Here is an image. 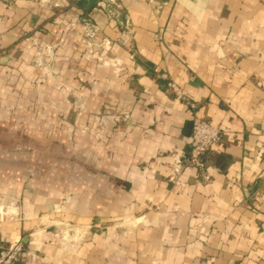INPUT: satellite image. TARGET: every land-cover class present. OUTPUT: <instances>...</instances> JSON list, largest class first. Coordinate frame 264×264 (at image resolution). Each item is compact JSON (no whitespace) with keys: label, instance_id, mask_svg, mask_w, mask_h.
Segmentation results:
<instances>
[{"label":"crops","instance_id":"1","mask_svg":"<svg viewBox=\"0 0 264 264\" xmlns=\"http://www.w3.org/2000/svg\"><path fill=\"white\" fill-rule=\"evenodd\" d=\"M195 117L224 133L200 167ZM0 242L264 264V0H0Z\"/></svg>","mask_w":264,"mask_h":264},{"label":"built area","instance_id":"2","mask_svg":"<svg viewBox=\"0 0 264 264\" xmlns=\"http://www.w3.org/2000/svg\"><path fill=\"white\" fill-rule=\"evenodd\" d=\"M83 29L84 35L88 39H97L95 32L96 27L94 24L86 21ZM118 43L122 46H131V38L128 35H123L118 39ZM100 45L107 49L112 47L111 41L105 37L101 38ZM170 86L179 94L174 85ZM223 134V131L219 127L211 125L206 120L195 117L192 124L190 149L187 153L188 164L198 167L202 166V156L207 153L213 145L219 142ZM173 170L175 174L179 173L180 164L178 161ZM24 256L25 252L20 242H12L8 245H3L0 242V264H17Z\"/></svg>","mask_w":264,"mask_h":264}]
</instances>
